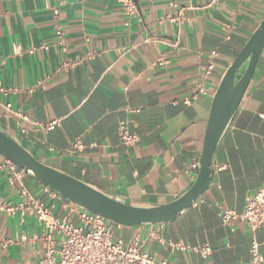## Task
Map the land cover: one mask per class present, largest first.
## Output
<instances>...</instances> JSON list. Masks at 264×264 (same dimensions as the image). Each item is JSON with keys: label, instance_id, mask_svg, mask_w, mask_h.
<instances>
[{"label": "crops", "instance_id": "obj_1", "mask_svg": "<svg viewBox=\"0 0 264 264\" xmlns=\"http://www.w3.org/2000/svg\"><path fill=\"white\" fill-rule=\"evenodd\" d=\"M133 2L126 15L119 0H0V83L8 90L0 96V129L44 165L122 203L152 207L195 181L213 95L264 18V0ZM211 51L218 57L208 94L184 104ZM120 122L137 136L132 146L122 145ZM76 141L81 150L72 148ZM212 161L208 190L174 221L115 228L114 240L173 264H247L254 238L264 258V229L251 235L239 219L225 225L218 215L241 214L246 197L264 185V50ZM7 177L0 168V197L17 202ZM22 182L38 200L54 202L31 175ZM56 212L66 214L59 203ZM40 233L32 216L0 212V264H38ZM159 238L208 245L211 253Z\"/></svg>", "mask_w": 264, "mask_h": 264}, {"label": "built area", "instance_id": "obj_2", "mask_svg": "<svg viewBox=\"0 0 264 264\" xmlns=\"http://www.w3.org/2000/svg\"><path fill=\"white\" fill-rule=\"evenodd\" d=\"M126 15H131L135 11L133 0H119ZM54 17L58 18V10L53 11ZM231 27L225 29L224 40L230 39ZM55 36L62 38L61 29L57 26ZM218 57L217 51H211L207 55V64L203 68V73L199 75L193 83L190 94L183 99L184 104L208 94L206 82L214 70V61ZM41 86V83H38ZM8 90L4 89L0 83V96L6 95ZM9 109L10 105H6ZM58 122L40 125L41 129L50 130ZM118 135L122 145L132 146L138 140L135 134L128 130L124 122L118 125ZM73 149L83 148L80 141L72 144ZM0 168L8 173L7 181L12 189L17 190L18 201H6L0 197V212L13 217L32 216L40 227V236L36 240L42 241V254L38 264H173L167 260H155L151 255L143 252L136 242L124 246L122 241L114 240V229L123 227L113 223L99 215L83 210L68 202L58 193L47 186L43 192L54 201L45 204L35 198L24 186L22 180L25 175L23 170L18 169L12 162L1 157ZM198 168V166H197ZM60 204L66 211L65 215L57 214V204ZM77 219V224L71 221V216ZM222 223L230 225L233 219H239L248 228L251 235L258 230L264 229V185L254 194L246 197L244 211L236 214L227 209L219 211ZM161 244H168L179 250H191L207 257L211 253L208 245L204 247H186L181 243L159 238ZM250 259L247 264H263L264 258L259 252V244L252 238L249 247Z\"/></svg>", "mask_w": 264, "mask_h": 264}, {"label": "water", "instance_id": "obj_3", "mask_svg": "<svg viewBox=\"0 0 264 264\" xmlns=\"http://www.w3.org/2000/svg\"><path fill=\"white\" fill-rule=\"evenodd\" d=\"M263 50L264 18L226 69L213 95L195 181L183 195L170 203L136 207L110 198L86 183L44 165L1 129L0 156L68 202L113 223L136 227L174 221L208 190L214 174L213 154L235 115Z\"/></svg>", "mask_w": 264, "mask_h": 264}]
</instances>
